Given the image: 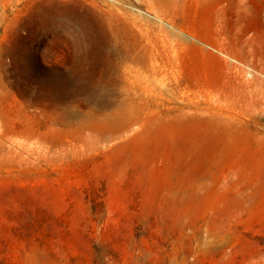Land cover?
Returning <instances> with one entry per match:
<instances>
[{
	"label": "rangeland",
	"instance_id": "rangeland-1",
	"mask_svg": "<svg viewBox=\"0 0 264 264\" xmlns=\"http://www.w3.org/2000/svg\"><path fill=\"white\" fill-rule=\"evenodd\" d=\"M170 1L0 0V264H264V0Z\"/></svg>",
	"mask_w": 264,
	"mask_h": 264
},
{
	"label": "bare ground",
	"instance_id": "bare-ground-1",
	"mask_svg": "<svg viewBox=\"0 0 264 264\" xmlns=\"http://www.w3.org/2000/svg\"><path fill=\"white\" fill-rule=\"evenodd\" d=\"M31 1L32 0H13V10H14V17H15L16 24H19L18 23V20H19L20 15L22 13H24L25 20H28L29 19L28 6H29V4H30ZM61 1H64L66 3L67 2H73V3H78L79 2V0H41V6L42 7H47L50 4H60ZM98 1L99 0H84V2H88L89 6L96 11V14H97V9H99L98 11L102 12L104 15H108V17L110 18V20L115 19V18H118V17H119V19H123V16H125L124 13H123V11L121 13V9L119 8V6H117L119 4L118 2H120L122 0H102L101 1L102 4H99ZM170 2H171L170 0H167L166 5H170ZM125 12H126V10H125ZM41 15H42V18H43V21L45 22V24H53V25H56V27L59 28V29H62L64 27V28H67V30H70V31L71 30L72 31H75L76 30L77 25L74 24V22H67V20H65V18H62L61 14H59V13H57L55 11H52L51 10L50 12H48V10H46V8H45V11L42 12ZM140 16H141V14H140ZM133 19H134V16H133ZM136 19L137 18H135V20ZM162 20H163V18H162ZM17 30H18V28H17ZM161 32L163 33V31H161ZM111 39H112V41H114L116 43V45H114V46L111 43L112 44L111 47H110L111 48L110 49L111 51H115V52H121L122 51L123 52V50H125V48H123L122 46L120 47L118 45L119 44V41H120V38L118 37V33L117 32L114 34V36Z\"/></svg>",
	"mask_w": 264,
	"mask_h": 264
}]
</instances>
